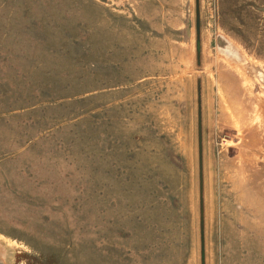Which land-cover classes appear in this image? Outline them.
<instances>
[{"label":"rangeland","instance_id":"374dc122","mask_svg":"<svg viewBox=\"0 0 264 264\" xmlns=\"http://www.w3.org/2000/svg\"><path fill=\"white\" fill-rule=\"evenodd\" d=\"M0 0L4 264H264V0Z\"/></svg>","mask_w":264,"mask_h":264},{"label":"water","instance_id":"95a60500","mask_svg":"<svg viewBox=\"0 0 264 264\" xmlns=\"http://www.w3.org/2000/svg\"><path fill=\"white\" fill-rule=\"evenodd\" d=\"M193 31H194V58L199 64V0H193ZM195 132H196V165H197V211H198V254L199 264H204L203 238V196H202V132H201V103L200 81L195 79ZM0 264H4L0 259Z\"/></svg>","mask_w":264,"mask_h":264},{"label":"bare ground","instance_id":"6f19581e","mask_svg":"<svg viewBox=\"0 0 264 264\" xmlns=\"http://www.w3.org/2000/svg\"><path fill=\"white\" fill-rule=\"evenodd\" d=\"M1 252V251H0Z\"/></svg>","mask_w":264,"mask_h":264}]
</instances>
